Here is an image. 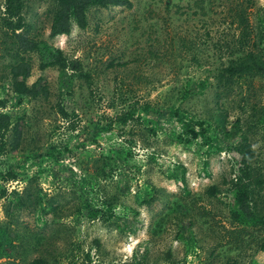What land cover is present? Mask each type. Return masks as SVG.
Instances as JSON below:
<instances>
[{"label": "rangeland", "instance_id": "1", "mask_svg": "<svg viewBox=\"0 0 264 264\" xmlns=\"http://www.w3.org/2000/svg\"><path fill=\"white\" fill-rule=\"evenodd\" d=\"M128 1L90 7L83 29L49 37L55 1L21 0L14 32L37 48L20 52L0 0V113L10 118L0 131V264H264V79L227 91L213 80L234 54L237 6L258 32L264 0ZM19 59L33 96L12 91ZM176 112L198 133L190 144L177 139ZM241 134L253 153L249 205L263 224L229 213L227 149Z\"/></svg>", "mask_w": 264, "mask_h": 264}, {"label": "trees", "instance_id": "2", "mask_svg": "<svg viewBox=\"0 0 264 264\" xmlns=\"http://www.w3.org/2000/svg\"><path fill=\"white\" fill-rule=\"evenodd\" d=\"M55 7L52 11L51 21L49 25V37L67 35L69 33L71 23L78 29H83L86 25L85 12L90 7L106 8L108 6H125L129 7L128 0H54ZM198 5V4H197ZM22 8L21 0H4V15L3 25L12 31V36L18 51L31 52L37 48L34 40L29 38L26 33H15L22 26L20 11ZM246 6L238 5L235 10L233 22L239 31L237 42L231 46L234 50L233 56L227 64L220 69L216 75L214 85L219 90H229L236 82L254 77L264 79V60L261 55L264 53V29L260 27L258 32L250 31L247 28ZM251 33V34H250ZM57 53V63H60ZM77 67V66H75ZM29 63L23 59H19L9 68V75L13 82L11 84L12 91L18 97H30L36 94L34 86H27L23 79L29 76ZM21 79V80H18ZM148 104L143 107V111H147ZM176 121L182 128V133L178 134V141L183 144H190L192 140L198 136L194 130V124L185 122L182 117L176 112ZM9 116L0 113V131L3 133L8 131L10 125ZM12 134L11 142L9 143L10 152H14L20 140V122L15 123L10 128ZM151 133L153 129L150 128ZM204 142L210 141L208 136H204L200 132ZM228 156L232 162L234 177L229 182L228 193L232 198L233 208L229 213L235 222H248L249 224H263V219L257 216L255 211L249 205V197L251 194L252 173L250 161L252 158V150L250 144L246 140V135L241 134L238 137L236 145L230 146L227 149ZM204 165L206 162L203 163ZM214 186H209L206 189V194L214 197L216 193ZM88 218H93L96 211L85 212ZM38 241V239H36ZM264 249V243L261 247ZM35 263V262H33Z\"/></svg>", "mask_w": 264, "mask_h": 264}]
</instances>
